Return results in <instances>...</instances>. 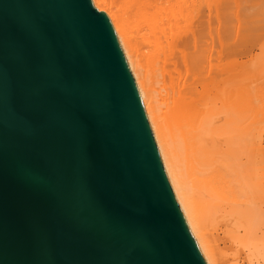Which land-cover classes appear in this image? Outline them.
Returning a JSON list of instances; mask_svg holds the SVG:
<instances>
[{
	"label": "water",
	"instance_id": "1",
	"mask_svg": "<svg viewBox=\"0 0 264 264\" xmlns=\"http://www.w3.org/2000/svg\"><path fill=\"white\" fill-rule=\"evenodd\" d=\"M0 264H208L92 0H0Z\"/></svg>",
	"mask_w": 264,
	"mask_h": 264
},
{
	"label": "bare ground",
	"instance_id": "2",
	"mask_svg": "<svg viewBox=\"0 0 264 264\" xmlns=\"http://www.w3.org/2000/svg\"><path fill=\"white\" fill-rule=\"evenodd\" d=\"M208 264H264V0H92Z\"/></svg>",
	"mask_w": 264,
	"mask_h": 264
}]
</instances>
